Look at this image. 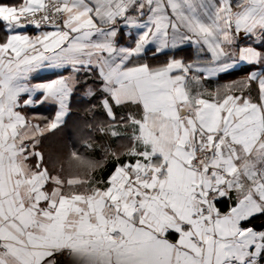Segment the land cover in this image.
I'll use <instances>...</instances> for the list:
<instances>
[{"label": "snow or ice", "instance_id": "1", "mask_svg": "<svg viewBox=\"0 0 264 264\" xmlns=\"http://www.w3.org/2000/svg\"><path fill=\"white\" fill-rule=\"evenodd\" d=\"M0 264H264V0H0Z\"/></svg>", "mask_w": 264, "mask_h": 264}]
</instances>
